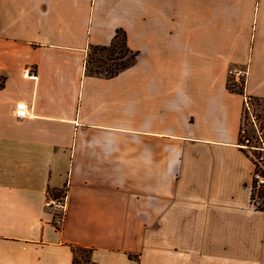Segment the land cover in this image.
<instances>
[{"label": "crops", "instance_id": "1", "mask_svg": "<svg viewBox=\"0 0 264 264\" xmlns=\"http://www.w3.org/2000/svg\"><path fill=\"white\" fill-rule=\"evenodd\" d=\"M119 30L134 63L89 73ZM244 95L264 101V0H0V264H264Z\"/></svg>", "mask_w": 264, "mask_h": 264}, {"label": "built area", "instance_id": "2", "mask_svg": "<svg viewBox=\"0 0 264 264\" xmlns=\"http://www.w3.org/2000/svg\"><path fill=\"white\" fill-rule=\"evenodd\" d=\"M246 75L247 71L242 69H232L229 72V77L240 84H243ZM252 107V98L250 96L244 95L243 115L245 114V111L248 112L250 120L256 127V121L252 112ZM14 115L18 118L27 117L29 115L28 106L24 102H18L14 108ZM241 133H245V128H242V125ZM241 145L246 150L256 151L257 155L253 156L252 159L254 164L252 184L256 188H264V142L259 146H254L251 145L250 138H245L244 143L241 142ZM45 206L53 217L52 222L54 226L57 229H61L67 209L66 194L63 193L59 196H49L45 202Z\"/></svg>", "mask_w": 264, "mask_h": 264}, {"label": "rangeland", "instance_id": "3", "mask_svg": "<svg viewBox=\"0 0 264 264\" xmlns=\"http://www.w3.org/2000/svg\"><path fill=\"white\" fill-rule=\"evenodd\" d=\"M116 54L122 56V52L119 49L121 44V35L118 36L116 40ZM109 54L108 51L103 50H91L89 52V70L103 72L106 74L111 73V70L114 68V64L106 59V56ZM128 56L121 58L117 61L118 64L126 62ZM242 86V85H241ZM252 112L255 117L256 127L254 123L250 120L248 112L245 111V114L242 116L243 124L242 128H245V133L240 132V141L244 143L245 138H250L251 145L259 146L264 142V101L262 100H252ZM251 158L257 155L256 151L247 150ZM250 151V152H249ZM88 253L85 250H77V257L75 259V264H86Z\"/></svg>", "mask_w": 264, "mask_h": 264}, {"label": "trees", "instance_id": "4", "mask_svg": "<svg viewBox=\"0 0 264 264\" xmlns=\"http://www.w3.org/2000/svg\"><path fill=\"white\" fill-rule=\"evenodd\" d=\"M121 35V44L119 46V49L120 51L122 52V56H118V54H116V40L118 38V36ZM103 50V51H108L109 54L106 56V59H109L113 64H114V68L111 70V73L109 74H106V73H103V72H98V71H92V70H88L89 73L91 74H101V75H106V76H113L117 73H119L121 70L131 66L136 57H137V54L133 51H131L128 47V43H127V37L125 35V33L123 31H117L113 41L110 43V45L108 46H94L91 48V50ZM90 56V55H89ZM89 56H88V59H87V68H88V65L90 63L89 61ZM128 56V59L126 62L122 63V64H118L117 61L121 58H124ZM228 88L231 89V90H234V91H243V87L241 85L243 84H240L236 81H234L231 77L228 78ZM252 100H255V99H252ZM242 123H243V119H242ZM74 264H75V261H74Z\"/></svg>", "mask_w": 264, "mask_h": 264}]
</instances>
